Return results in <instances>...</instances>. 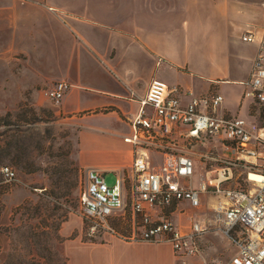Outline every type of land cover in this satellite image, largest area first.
Here are the masks:
<instances>
[{
	"label": "crops",
	"instance_id": "crops-1",
	"mask_svg": "<svg viewBox=\"0 0 264 264\" xmlns=\"http://www.w3.org/2000/svg\"><path fill=\"white\" fill-rule=\"evenodd\" d=\"M263 4L264 0H0L1 59L6 58L7 41L14 44L13 54L45 59L48 71H60L53 85L67 82L70 88L59 111L77 117L79 127L87 131L79 137L76 159L81 170L131 173L135 152L124 138L133 134L132 121L153 79L179 86L182 105L190 101L189 93L221 95L223 102L213 112L218 117L233 118L246 109L250 115L251 107L259 106L246 105L244 93L264 35ZM39 27L41 34L36 33ZM248 33L255 36L254 42L243 41ZM106 109L110 111L94 114ZM111 123L127 132L109 127ZM183 130L169 139L177 149L185 141L180 137ZM144 154L151 166V158L160 157L154 167L164 160L159 151ZM193 180L191 185L197 187ZM211 197L219 198L202 195L198 209L185 202L169 208L171 215L168 209L150 214L154 221L160 214L190 231L193 223L213 224ZM112 218H119V213ZM81 224L76 223L78 232ZM74 226L65 227L67 235ZM79 234L64 246L66 264H226L236 254L219 232L201 239V256L187 258L178 257L169 244L110 235L85 242Z\"/></svg>",
	"mask_w": 264,
	"mask_h": 264
},
{
	"label": "built area",
	"instance_id": "built-area-1",
	"mask_svg": "<svg viewBox=\"0 0 264 264\" xmlns=\"http://www.w3.org/2000/svg\"><path fill=\"white\" fill-rule=\"evenodd\" d=\"M243 41L252 43L255 36L248 33ZM245 85L244 98L264 108V35ZM69 88L67 82H57L46 90V96L60 105ZM182 94L179 86H169L159 79L151 81L132 121L133 134L124 138L135 152L130 178L125 173L116 174V183L110 187L98 168L84 171L80 209L87 235L95 239L105 235L123 238L110 220L125 211L129 200L135 232L123 240L169 244L178 257L187 258L201 256V239L219 232L236 248V254L226 264H264V129L242 118L216 116L213 112L223 102L221 95L194 97L189 93L190 101L182 105ZM179 128H184L180 137L187 142L219 141L230 166L216 170L197 187L192 186L193 157L169 142ZM149 150L163 153L159 167L151 166L145 157ZM240 167H248L259 176L253 181L248 174L251 187L246 190L226 186L233 180V168ZM2 173L6 183L17 180L16 172L8 166ZM202 195L219 197L211 225L193 223L190 231H183L171 219L159 214L154 221L150 214L185 202L198 209Z\"/></svg>",
	"mask_w": 264,
	"mask_h": 264
},
{
	"label": "rangeland",
	"instance_id": "rangeland-1",
	"mask_svg": "<svg viewBox=\"0 0 264 264\" xmlns=\"http://www.w3.org/2000/svg\"><path fill=\"white\" fill-rule=\"evenodd\" d=\"M41 31L39 27L36 33L41 34ZM13 48L14 44L6 41L5 59H1L4 51H0V134L6 131L0 138V147L11 155L4 165L17 174L15 182L3 181L2 191L0 189V264H66L64 246L79 233L85 242L102 240L87 235V226L81 217L80 196L85 174L76 157L79 137L87 131L83 125L79 127L77 117L63 115L59 105L46 96V90L52 87L54 77L60 71H48L45 59L31 58L29 54L16 51L13 54ZM239 94L235 93V100ZM253 102L252 99L245 100L246 105ZM233 118L246 119L264 129V108L261 106H252L250 115L246 109ZM108 126L127 132L119 124ZM111 137L118 139L113 134ZM179 148L189 152L194 159L195 185L207 181L216 170L230 166L223 146L213 140L180 141ZM14 156L18 159L13 162ZM159 158H151L154 166L159 164ZM249 173L253 171L248 167L233 168V180L226 186L250 188ZM125 175L131 177L128 170ZM106 182L110 187L115 185L116 174L108 173ZM218 199L211 197V205ZM127 204L119 218L110 220L119 237H123L116 238L122 240L132 236L133 214L129 200ZM172 211L168 209L167 214L171 215ZM82 221L84 225L81 224V232H78L76 223ZM69 225L75 226L67 235L65 227Z\"/></svg>",
	"mask_w": 264,
	"mask_h": 264
},
{
	"label": "trees",
	"instance_id": "trees-1",
	"mask_svg": "<svg viewBox=\"0 0 264 264\" xmlns=\"http://www.w3.org/2000/svg\"><path fill=\"white\" fill-rule=\"evenodd\" d=\"M5 135H6V131L4 133L0 134V138H2ZM9 156H11L10 152L5 151L4 149H1V147H0V189H1V191L3 189V186H2L3 181L6 182L5 177H4L3 173H2V169H3V167H5L4 162H5L6 158L9 157ZM17 159L18 158H16L14 156L12 161L14 162Z\"/></svg>",
	"mask_w": 264,
	"mask_h": 264
},
{
	"label": "bare ground",
	"instance_id": "bare-ground-1",
	"mask_svg": "<svg viewBox=\"0 0 264 264\" xmlns=\"http://www.w3.org/2000/svg\"><path fill=\"white\" fill-rule=\"evenodd\" d=\"M250 179L253 181L259 180V176L251 173Z\"/></svg>",
	"mask_w": 264,
	"mask_h": 264
}]
</instances>
